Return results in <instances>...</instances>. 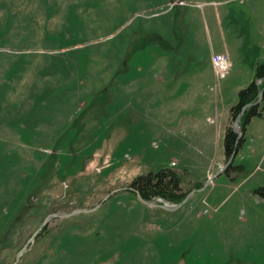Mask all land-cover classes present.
<instances>
[{"label": "rangeland", "instance_id": "obj_1", "mask_svg": "<svg viewBox=\"0 0 264 264\" xmlns=\"http://www.w3.org/2000/svg\"><path fill=\"white\" fill-rule=\"evenodd\" d=\"M201 1L0 0V264H264V109L232 179L222 130L186 148L164 130L214 105L220 127L263 52L264 0ZM217 31L236 48L214 77ZM169 165L212 177L170 210L123 187Z\"/></svg>", "mask_w": 264, "mask_h": 264}, {"label": "trees", "instance_id": "obj_2", "mask_svg": "<svg viewBox=\"0 0 264 264\" xmlns=\"http://www.w3.org/2000/svg\"><path fill=\"white\" fill-rule=\"evenodd\" d=\"M256 78H260L256 83ZM260 90L261 99L256 101L257 92ZM264 98V61H257L254 65L251 79L236 90V99L228 105L226 122L223 128L221 144L224 161L232 152L237 151L242 144L246 124L252 116H262L264 105L261 100ZM238 117L240 134L232 129V121ZM233 154V155H234ZM233 158V157H232ZM230 179L244 172L241 163L234 164L232 159L223 168ZM188 171L184 167L175 168L171 165L157 169H147L144 172L133 175L123 187L128 188L141 199L147 200L154 195H160L164 199L178 203L190 191L191 188H198L202 185V180H196L193 186L183 187L187 179ZM188 178V177H187ZM260 196L264 197V186H259L256 190ZM44 224L36 232L34 239L39 238L44 232ZM26 241V240H25ZM24 241V242H25ZM30 243L26 244V247Z\"/></svg>", "mask_w": 264, "mask_h": 264}, {"label": "crops", "instance_id": "obj_3", "mask_svg": "<svg viewBox=\"0 0 264 264\" xmlns=\"http://www.w3.org/2000/svg\"><path fill=\"white\" fill-rule=\"evenodd\" d=\"M199 3V8L200 11H202L203 6L205 4H212V5H216L217 1L214 0H210V1H201V2H197ZM196 3V4H197ZM214 10V14L217 20L218 17V13L217 10L215 8H213ZM225 13L227 12L226 10H224ZM218 23V22H215ZM212 24V28L215 29L217 24H215L213 26V22H211ZM259 29L257 32V35H255L254 38L257 43H259L260 48L263 50V52L261 54H257L255 55V57L253 58L254 61V65L257 61H264V22H259ZM208 31V30H207ZM218 32V31H217ZM219 34H221V47L220 48H216V49H209L210 53L212 52H223L227 58L230 61V65H232L231 60H233V56L235 55V47H228L226 42H225V34L223 35V31H219ZM252 35V34H251ZM250 33H247V37L251 36ZM239 36L233 38V44L238 42ZM209 53V54H210ZM232 58V59H231ZM226 106V104L224 105ZM201 107V106H200ZM227 107L226 106V115H227ZM170 108V105H168V109ZM216 108V106L214 105L212 108L206 110L205 112L202 111L201 114L195 115V114H186V113H181L178 115H172L171 112H169V115L166 118V127H164V130L168 133V134H173L175 136H177L178 139H182L183 135L186 133H189L190 135L187 136L188 140H192V141H184L183 147L186 148L188 145H193V144H199V142H201L202 139H204L205 137H207L208 133H209V129H212L214 132H219V129L223 131V127L225 125L226 119L225 121H221V125L219 127V125L217 126H212L211 122L207 121L206 118L207 116H210L209 114H211V110L213 109V113L215 115V111L214 109ZM252 118V117H251ZM250 121V120H249ZM214 123H216L214 121ZM213 123V125H215ZM248 124V123H247ZM210 125V126H208ZM186 136V135H184ZM184 138V137H183Z\"/></svg>", "mask_w": 264, "mask_h": 264}, {"label": "built area", "instance_id": "obj_4", "mask_svg": "<svg viewBox=\"0 0 264 264\" xmlns=\"http://www.w3.org/2000/svg\"><path fill=\"white\" fill-rule=\"evenodd\" d=\"M210 61L214 73L218 76H222L229 65L227 58L222 53L211 54ZM155 199H159V197H154L151 202H153Z\"/></svg>", "mask_w": 264, "mask_h": 264}, {"label": "water", "instance_id": "obj_5", "mask_svg": "<svg viewBox=\"0 0 264 264\" xmlns=\"http://www.w3.org/2000/svg\"><path fill=\"white\" fill-rule=\"evenodd\" d=\"M236 119H238V118H236ZM240 133H238V135H239ZM233 154H234V152H232L231 154H230V156L226 159V161L223 163V165L222 166H220L218 169H217V171H216V173H218L219 171H221L229 162H230V160L232 159V157H233ZM211 178V177H210ZM208 182V180H205V183L203 184V186L206 184ZM138 196V195H137ZM138 198L142 201V202H145L146 203V200H144V199H141L139 196H138ZM81 210H84V209H81V208H78V209H75V210H73L71 213H76V212H79V211H81ZM69 214V213H68ZM48 217L49 216H46L44 219H43V221L40 223V225L31 233V235L26 239V241L22 244V246L19 248V250H18V252H17V255H19L22 251H23V249L25 248V246H26V244L29 242V240H31V238L33 237V235L40 229V227L44 224V222L48 219ZM10 264H12V263H10Z\"/></svg>", "mask_w": 264, "mask_h": 264}]
</instances>
